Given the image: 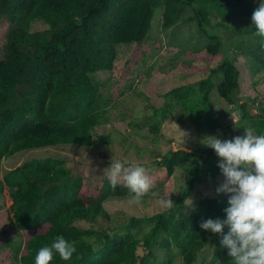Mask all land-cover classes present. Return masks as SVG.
<instances>
[{"label": "trees", "instance_id": "obj_1", "mask_svg": "<svg viewBox=\"0 0 264 264\" xmlns=\"http://www.w3.org/2000/svg\"><path fill=\"white\" fill-rule=\"evenodd\" d=\"M159 8L166 30L193 12L198 31L209 40L203 49L208 63L224 48L210 27L230 30L239 52L216 68L207 67V78L173 90L177 105L196 123L216 90L240 108L241 133L249 128L264 135L263 106L255 98L244 102L238 97L240 56L264 72V37L252 27L251 0H0V28H8L0 61V165L32 151L110 147V135L94 136L108 117V105L93 76L113 70L119 46L146 42ZM244 15L250 19H241ZM218 75L219 83L214 81ZM152 120L143 122L148 126ZM149 128L151 134L160 131L159 125ZM218 161L210 148L170 151L159 165L168 176L186 170L183 199L161 213L124 219L115 227L104 205L131 198L124 184L113 187L102 173L97 177V167L87 170L59 158L28 160L0 180V195L8 189L13 202L8 224L21 239L20 245L11 244L14 259L35 264L38 250L63 236L76 251L68 261L56 254L50 264H202L200 256L210 243L212 262L231 264L222 236L199 227L202 219L224 217L227 197L208 196L195 208L184 205L196 186L213 181L217 188Z\"/></svg>", "mask_w": 264, "mask_h": 264}, {"label": "rangeland", "instance_id": "obj_2", "mask_svg": "<svg viewBox=\"0 0 264 264\" xmlns=\"http://www.w3.org/2000/svg\"><path fill=\"white\" fill-rule=\"evenodd\" d=\"M251 4L253 12L258 7L257 0H251ZM186 18L189 20L166 30L163 26V9H157L146 42L119 46L113 70L93 76L108 105V117L105 114L106 119L95 129L94 136L110 135L113 140L110 147L75 151L45 149L22 153L1 163L0 180L14 167L28 160L46 158H59L72 166L80 164L87 170L97 167L99 173L96 176L100 177L102 173L107 177V168L113 158L125 167L143 166L152 184L139 202L127 198L108 201L104 205L114 219L112 226L120 227L124 219L151 217L175 206L184 196L186 170L178 168L172 176H168L167 170L159 165L162 158L170 151L206 149L201 143L205 136L217 135L221 139H231L244 134L241 133L240 108L226 103L216 90L210 96V106L204 109L196 123L171 95L177 88L207 78V67L209 70L216 68L227 57L235 58L239 53L232 42L230 30H213L210 27L209 33L218 35L224 42V48L220 57L208 63L203 49L209 45V40L198 31L192 11L187 13ZM241 19L249 20L250 17L244 15ZM212 24H216V20ZM7 29V26L0 28V61L4 59ZM41 29V26L35 27L37 31ZM240 57L237 63L241 69L238 97L244 102L248 97L255 98L264 109V72H257L246 62L245 57ZM219 77H215L214 81L219 83ZM148 117L153 120L146 126L143 120ZM155 125L160 126L157 135L149 132V127ZM253 134L257 135L254 131ZM217 179L216 183L218 181L221 184L224 178L221 175ZM118 183L124 184L122 179ZM96 185L101 187V181L98 180ZM167 196L173 202L171 207L161 203ZM208 196H218L213 181L196 186L184 205H190L191 199L195 208L198 201ZM12 203L9 190L5 189L4 196L0 195V264H19L14 259L11 244L18 246L21 239L7 221V212ZM214 256V247L210 243L199 260L202 264H216L212 262Z\"/></svg>", "mask_w": 264, "mask_h": 264}, {"label": "clouds", "instance_id": "obj_3", "mask_svg": "<svg viewBox=\"0 0 264 264\" xmlns=\"http://www.w3.org/2000/svg\"><path fill=\"white\" fill-rule=\"evenodd\" d=\"M257 3L251 17L252 27L258 36L264 37V0ZM201 143L219 158L217 167L224 179L216 194L227 197V207L223 218L202 219L200 229L222 236L220 243L231 264H264V135L245 128L242 136L221 139L210 135ZM107 169L110 184L116 187L122 179L133 202H139L151 188L152 181L141 165L125 167L112 158ZM161 203L166 207L173 204L169 196ZM75 251L72 242L58 236L50 246L38 250L35 264H50L56 254L68 261Z\"/></svg>", "mask_w": 264, "mask_h": 264}]
</instances>
